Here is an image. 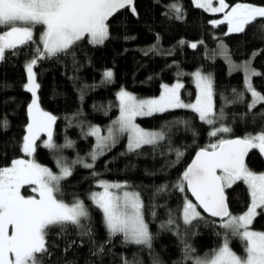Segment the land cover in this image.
Masks as SVG:
<instances>
[{
  "label": "trees",
  "instance_id": "trees-1",
  "mask_svg": "<svg viewBox=\"0 0 264 264\" xmlns=\"http://www.w3.org/2000/svg\"><path fill=\"white\" fill-rule=\"evenodd\" d=\"M226 2L229 6L264 5V0ZM172 4H178L181 11L177 13ZM132 7L135 12L126 7L109 18V35L102 44L85 36L66 53L39 56L43 44L36 31L33 42L5 51L0 60V167L24 155L23 138L31 119L32 94L26 87L25 69L29 60H37L33 68L39 85L38 103L56 117L52 136L56 147H47L42 136L38 137L33 155L53 171H58L56 153L70 162L91 152L95 138L87 132L88 126L106 125L117 116L119 89L140 97L154 96L164 84L182 79V96L191 101L196 96L192 72L201 68L213 78L215 123L207 124L191 108L140 116L137 120L143 127L162 132L156 143L130 150L123 137L101 154L92 168L76 163L72 174L60 181L57 194L68 202L82 200L89 216L81 220L84 227L67 224L62 231L52 229L47 237L52 247L45 264H193L185 257L186 245L193 250L192 257L210 254L222 245L225 234L230 246L244 255L245 241L226 229L225 233L220 219L206 215L201 208L197 210L202 218L184 223L185 200L194 201L182 175L199 149L220 139L264 130V102L250 107L252 95L243 72L231 71L219 54L223 42L234 61L250 60L259 73L253 75V86L264 95V28L260 27L264 18L235 33L228 31L227 23H213L222 20L221 12L197 7L193 0H133ZM4 29L0 26V32ZM109 70L113 76L106 79L104 73ZM221 127L231 132L210 135ZM246 165L264 171V155L251 149ZM102 179L121 181L124 188L140 194L152 237L150 247L109 231L102 209L90 196ZM181 183L184 192L179 190ZM22 190L25 195L31 192L29 185ZM225 193L233 214L244 212L251 202L243 181L226 188ZM252 227L264 230V210L255 216Z\"/></svg>",
  "mask_w": 264,
  "mask_h": 264
},
{
  "label": "snow or ice",
  "instance_id": "snow-or-ice-1",
  "mask_svg": "<svg viewBox=\"0 0 264 264\" xmlns=\"http://www.w3.org/2000/svg\"><path fill=\"white\" fill-rule=\"evenodd\" d=\"M218 7L212 6V0H196V6L206 8L213 13L223 12L222 20L213 23H227L229 32H243L245 26L264 18V7L251 4H236L230 10L226 0H218ZM133 0H0V26L7 29L0 34V60L5 58V51L29 44L34 40V29L43 26L40 40L43 50H38L39 56H56L66 53L73 45L91 38L94 44H102L108 38V23L110 17L126 7H132ZM177 13L181 11L178 4L170 5ZM264 28V23L260 24ZM197 45L192 44L195 48ZM33 59L27 65L29 76L28 90L35 96L39 85L35 83ZM247 90L253 97L250 107L264 102V95L257 92L250 82L252 75H259L255 70H249ZM106 79H111V70L104 73ZM200 95L194 104H185L177 83L173 87L164 86L163 94L156 99L138 100L129 92L121 91L120 117L114 124L118 128L108 129L107 136L101 135L98 127H93L90 135L96 137V149L90 153L92 160L103 153L109 142L115 143L116 132L129 133L130 150H135L146 144L156 143L162 134L147 132L134 123L139 115H151L154 112H164L172 108H191L199 114V118L207 124L215 123L212 81L196 73ZM31 123L27 125V135L23 138V152L31 156L35 152V141L41 132L47 133L49 148H55L52 142V125L56 117L43 111L38 98L33 99L28 109ZM7 127V120L3 121ZM231 129L221 127L213 130L210 135L229 133ZM251 149L264 153V130L259 134H248L243 138L220 139L209 148L201 149L192 164L182 175V181L190 189L197 203L185 200L183 206V221L190 224L193 220L202 218L198 207L213 217H219L221 227L230 230L233 236H239L245 241L244 255L237 254L230 246L228 234H225L223 244L205 257H192L190 246L185 247L186 259H192L193 264H264V232L249 229L257 209L264 210V173L251 171L245 157ZM182 155V154H178ZM59 163V162H58ZM75 163V162H74ZM84 167L92 168L93 164ZM61 175L54 174L49 168L42 167L35 160L14 159L10 166L0 167V264H45V257L50 255L47 237L54 228L61 231L67 224L84 227L82 218L89 216L83 201L71 204L58 198L60 181L70 176L69 167H61ZM237 181H243L250 190L251 204L241 215H233L228 208L226 188H231ZM25 185L33 186L32 192L37 196H25L21 189ZM104 190L92 194L91 199L102 209L107 227L113 233H123L126 239L135 244L151 246V234L144 221L143 203L138 193L123 192L122 195L110 191L123 187L120 184H109L101 181ZM184 192L185 184L179 185ZM169 223H173L169 220ZM219 235V233H218ZM154 264H159L154 261Z\"/></svg>",
  "mask_w": 264,
  "mask_h": 264
},
{
  "label": "rangeland",
  "instance_id": "rangeland-1",
  "mask_svg": "<svg viewBox=\"0 0 264 264\" xmlns=\"http://www.w3.org/2000/svg\"><path fill=\"white\" fill-rule=\"evenodd\" d=\"M194 1V3L196 4V0H193ZM201 2H203V0H201ZM227 3V2H226ZM236 4H245V3H236ZM236 4H234V5H232V6H235ZM246 4H251V3H246ZM251 5H254V6H257V7H264V5H258V4H251ZM212 6L213 7H218L219 6V4H218V0H212ZM232 6H229V9H226V10H230V8L232 7ZM206 9V8H205ZM207 10V9H206ZM208 11H210V10H208ZM210 12H212V11H210ZM222 13V19H223V17H224V13L223 12H221ZM229 25H228V31H229ZM42 28H43V26H40V25H37L36 27H35V29H34V33L37 31L38 32V34H39V38H40V35H41V32H42ZM5 30H7V29H4L3 31H5ZM2 31V32H3ZM2 32H0V34H2ZM193 44H195V42H193ZM219 54L222 56V57H224L225 59H226V61H227V63H228V65H229V69L231 70V71H233V70H241L242 72H243V74H244V81H245V85H246V87H247V85H248V83H249V72L248 71H246V69H245V66L247 65L248 66V68H249V70H255V72H256V69L251 65V61L249 60V61H242V62H236V61H234L232 58H231V56H230V54L228 53V50H227V48H226V45L223 43V42H221L220 43V45H219ZM31 62V60H29V61H27L26 63H25V69H26V73H27V81H26V87H27V85H28V83H29V76H28V72H27V65L29 64ZM197 72H199L200 74H201V76H203V77H209L210 79H211V81H212V88H213V78H212V75L209 73V72H205V71H203L201 68H198V69H196V70H194L193 72H192V76H193V81H194V84H195V86H196V96H195V98L193 99V100H191V101H186L184 98H183V96H182V87H183V81H182V79H177V80H175L173 83H170V84H164L163 85V88H162V90H161V92L158 94V95H154V96H147V97H140V96H137L136 94H134V93H132V92H130V91H128V90H126V89H124V88H121V89H119L118 91H117V99H118V104H119V112H118V114H117V116L115 117V118H113L108 124H106V125H101V124H97V123H93V124H91V125H89L88 126V129H87V132L90 134V131H91V129L93 128V127H98V128H100V130H101V135L102 136H107V134H108V129L110 128V127H112L113 129H114V131L116 130V128H118V125H115L114 124V122L115 121H118V119H119V117H120V114H121V112H120V108H121V105H120V98H119V93L123 90V91H126V92H129V93H131L132 95H134L138 100H149V99H156V98H159L162 94H163V91H164V86L165 85H167L168 87H173L174 85H176L177 83H179V84H181L182 85V87L180 88V90H179V93H180V98H181V100L185 103V104H194L195 102H196V99H197V97L200 95V88L198 87V80H197V77H196V73ZM33 73L35 74V72H34V68H33ZM252 78H253V75L250 77V82H251V84H252V87L254 88V86H253V82H252ZM35 83L36 84H38V82H37V80H36V76H35ZM27 89H28V87H27ZM255 89V88H254ZM257 92H259L261 95H263L260 91H258L257 89H255ZM31 94H32V97H31V103H32V100L33 99H36V98H38V88L36 89V93H35V96L33 95V93L31 92ZM252 100H253V97H252ZM213 101H214V96H213ZM40 106V105H39ZM40 108L43 110V111H45V112H48V113H50L51 115H53V116H55L53 113H51V112H49V111H47V110H44L41 106H40ZM155 113V112H154ZM140 116H145V115H139V116H136L135 117V120H134V123L135 124H137L140 128H142V129H144L145 131H147V132H155V133H160V134H162V132L161 131H159V130H154V129H149V128H146V127H143L139 122H138V120H137V118L138 117H140ZM30 123H31V119H30ZM55 123V122H54ZM54 123H53V125H52V136H53V131H54ZM259 134V133H258ZM26 135H27V132H26ZM25 135V136H26ZM129 133H127V132H125V133H119V132H116V135H115V143L116 142H118L121 138H123V137H125L126 138V142H127V145L129 144ZM42 136V139H43V144L44 145H46L47 144V139H48V137H47V133L46 132H41L40 133V135H39V137H41ZM94 137V136H93ZM95 138V144H94V147H93V149L91 150V152H89L88 153V155L86 156V157H79V156H77L75 159H73L72 161H70V162H66V160H65V158L63 157V154L61 155V154H57L56 153V159H57V163H58V171H53L50 167H48V166H46V165H43V164H41V163H39V162H37V160L34 158V153L31 155V156H29L28 154H26V153H24V155L22 156V157H19V158H17V159H26V160H35V162L36 163H38V164H40L42 167H47V168H49L54 174H57V175H61L62 173H61V167L62 166H66V167H69L70 168V170L72 171V168H73V166L76 164V163H78V164H81V165H85V164H93V162L95 161H93L92 160V158H91V155H90V153H93L94 151H97V149H96V137H94ZM159 139V138H158ZM157 139V140H158ZM115 143H111V142H109V146L106 148V149H104L103 150V153L105 152V151H107L112 145H114ZM36 144V143H35ZM102 153V154H103ZM263 155H264V153H262ZM101 155V154H100ZM100 155H98L97 156V158L100 156ZM75 162V163H74ZM11 165V164H10ZM9 165V166H10ZM250 169V168H249ZM251 171H253L252 169H250ZM253 172H255V173H257V174H260V173H264V171H262V172H256V171H253ZM101 181H104V182H107V183H109V184H120V185H122L123 186V182H121V181H117V180H107V179H102V180H100V182ZM100 182H99V186H100ZM29 187H30V190H31V188L33 187V186H30L29 185ZM23 189V188H22ZM21 189V194L22 195H25V194H23V190ZM104 189L102 188V187H99L98 189H96L95 191H93L92 193H91V195L90 196H92V194H94V193H97V192H102ZM110 191H113V192H116L117 194H119V195H122L123 194V192H125V191H128V192H131V193H138L137 191H135V190H130V189H126V188H124V187H121V188H119V189H110ZM139 194V193H138ZM38 194L37 193H35V192H30V193H28L27 195H25L26 197L27 196H37ZM57 196H58V194H57ZM139 197H140V200L142 201V199H141V196H140V194H139ZM58 198H60L59 196H58ZM82 201V200H80V199H77V200H75V201H71V202H68V201H64V202H66V203H69V204H71V203H73V202H76V201ZM195 203V202H194ZM250 204H251V202H250ZM250 204H249V206H250ZM85 205V204H84ZM249 206H248V208H249ZM247 208V209H248ZM247 209L244 211V212H242V213H240V214H233V215H241V214H243V213H245L246 211H247ZM260 211H262V209H260V208H258L257 209V214L260 212ZM142 213H143V209H142ZM143 217H144V215H143ZM255 218V217H254ZM254 220V219H253ZM105 221H106V218H105ZM144 221H145V223L147 224V222H146V220H145V218H144ZM219 223H220V225H221V220L219 221ZM252 223H253V221H252ZM252 223H251V225L249 226V229L250 230H252V231H257V232H264V230H260V229H255V228H253L252 227ZM106 224H107V222H106ZM148 225V224H147ZM148 230H149V227H148ZM225 230V229H224ZM110 231V230H109ZM228 231H230V230H228ZM111 232V231H110ZM112 233V232H111ZM149 233H150V231H149ZM225 233H226V230H225ZM223 244V243H222ZM222 246V245H221ZM229 246H230V244H229ZM231 247V246H230ZM232 248V247H231ZM233 249V248H232ZM234 250V249H233ZM235 251V250H234ZM236 252V251H235ZM237 253V252H236ZM211 254V253H210ZM210 254H208V255H210ZM237 254H239V253H237ZM240 255V254H239ZM206 255H202V256H199V257H205Z\"/></svg>",
  "mask_w": 264,
  "mask_h": 264
},
{
  "label": "water",
  "instance_id": "water-1",
  "mask_svg": "<svg viewBox=\"0 0 264 264\" xmlns=\"http://www.w3.org/2000/svg\"><path fill=\"white\" fill-rule=\"evenodd\" d=\"M235 138H243V137L239 136V137H233V138H228V139H235ZM201 149H204V148H201ZM201 149H200V150H201ZM200 150H198V151L195 153V155H194L193 158L191 159L190 163L188 164V167L192 164V162L194 161L196 155L198 154V152H199ZM248 154H249V152H248ZM248 154H247L246 157H245V162H246V159H247ZM188 167H187V168H188ZM187 189H188V187H187ZM188 190H189V192H190V195H191L192 199L195 201V203L198 204V201H196L195 197L192 196L190 189H188ZM226 197H227V196H226ZM227 204H228V208H229L228 200H227ZM201 209H202V208H201ZM202 211H203L206 215H208V216H210V217H213V216H211L209 213L205 212L203 209H202ZM213 218H219V217H213Z\"/></svg>",
  "mask_w": 264,
  "mask_h": 264
},
{
  "label": "bare ground",
  "instance_id": "bare-ground-1",
  "mask_svg": "<svg viewBox=\"0 0 264 264\" xmlns=\"http://www.w3.org/2000/svg\"><path fill=\"white\" fill-rule=\"evenodd\" d=\"M200 150V149H199ZM187 186V185H186ZM188 192H189V190H188ZM189 194H190V192H189ZM191 196V195H190ZM218 219V218H217Z\"/></svg>",
  "mask_w": 264,
  "mask_h": 264
}]
</instances>
